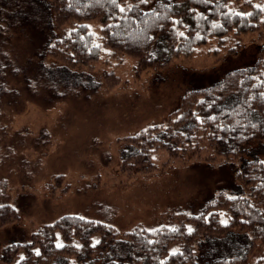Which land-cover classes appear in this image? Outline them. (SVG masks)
<instances>
[{"label": "trees", "instance_id": "1", "mask_svg": "<svg viewBox=\"0 0 264 264\" xmlns=\"http://www.w3.org/2000/svg\"><path fill=\"white\" fill-rule=\"evenodd\" d=\"M31 1L46 34L36 59L43 70L73 77L85 72L83 66L98 60L115 64L125 56L135 59V72L177 57L188 60L209 40L216 44L209 54L216 56L230 34L264 28V0ZM17 10L0 3V113L4 103L19 97L17 90H34L38 82L26 81L30 73L13 61V45L7 46L27 30V17ZM236 47L230 44L223 54ZM103 74L110 85L118 81L112 70ZM122 140L124 171L151 172L150 153L156 149L166 150L169 159L193 155L212 162L221 155L236 161L234 179L242 192L217 191L198 213L175 210L169 214L173 226L137 225L123 233L64 214L32 231L26 242L3 244L0 264H245L258 247L252 264H264V56L183 93L165 122ZM17 219L11 205L0 204V228ZM198 245L204 246L200 254Z\"/></svg>", "mask_w": 264, "mask_h": 264}, {"label": "rangeland", "instance_id": "2", "mask_svg": "<svg viewBox=\"0 0 264 264\" xmlns=\"http://www.w3.org/2000/svg\"><path fill=\"white\" fill-rule=\"evenodd\" d=\"M0 3L18 6L27 17L26 32L7 46L13 45V61L30 73L26 81H38L34 90H17L19 97L3 102L0 113V204L11 205L18 215L0 228V247L28 241L32 231L64 214L101 221L123 233L137 225L173 226L169 214L175 210L198 213L217 191L242 192L234 179L236 161L221 155L212 162L193 155L169 159L166 150L156 149L150 153L151 172L124 171L122 139L165 122L183 93L264 56V28L230 34L216 56L209 54L216 45L209 40L188 60L177 57L135 72V59L125 56L115 64L98 60L93 67L83 66L85 72L73 77L43 70L36 59L46 37L36 3ZM89 26L97 31L95 22ZM235 43L236 51L224 55ZM111 70L118 81L110 85L103 72ZM219 214L225 216L223 209ZM61 243L57 235L56 244ZM259 254L258 247L245 264Z\"/></svg>", "mask_w": 264, "mask_h": 264}, {"label": "snow or ice", "instance_id": "3", "mask_svg": "<svg viewBox=\"0 0 264 264\" xmlns=\"http://www.w3.org/2000/svg\"><path fill=\"white\" fill-rule=\"evenodd\" d=\"M121 11H124V9H121ZM97 243H98V241H97ZM58 246H60V245H58Z\"/></svg>", "mask_w": 264, "mask_h": 264}]
</instances>
